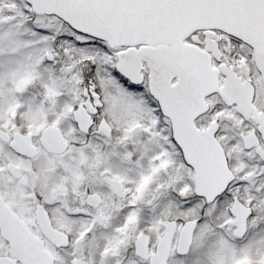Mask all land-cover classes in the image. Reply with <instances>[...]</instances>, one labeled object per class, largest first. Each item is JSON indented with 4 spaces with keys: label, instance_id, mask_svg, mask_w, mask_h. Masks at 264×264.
I'll return each instance as SVG.
<instances>
[{
    "label": "snow or ice",
    "instance_id": "snow-or-ice-1",
    "mask_svg": "<svg viewBox=\"0 0 264 264\" xmlns=\"http://www.w3.org/2000/svg\"><path fill=\"white\" fill-rule=\"evenodd\" d=\"M0 264H264V0H0Z\"/></svg>",
    "mask_w": 264,
    "mask_h": 264
}]
</instances>
